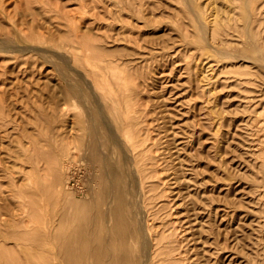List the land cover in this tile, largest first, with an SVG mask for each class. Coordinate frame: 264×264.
I'll use <instances>...</instances> for the list:
<instances>
[{
    "label": "rangeland",
    "instance_id": "obj_1",
    "mask_svg": "<svg viewBox=\"0 0 264 264\" xmlns=\"http://www.w3.org/2000/svg\"><path fill=\"white\" fill-rule=\"evenodd\" d=\"M104 121L153 155L141 185ZM95 127L130 201L126 264H264V0H0V264L120 243L112 174L93 185L76 140Z\"/></svg>",
    "mask_w": 264,
    "mask_h": 264
},
{
    "label": "bare ground",
    "instance_id": "obj_2",
    "mask_svg": "<svg viewBox=\"0 0 264 264\" xmlns=\"http://www.w3.org/2000/svg\"><path fill=\"white\" fill-rule=\"evenodd\" d=\"M97 65H99V64H97ZM106 67L108 68V65H106ZM103 70H105V69H103ZM120 78H123V76L122 77L120 76ZM118 83H119V81H118ZM100 113H101V111H100ZM103 113H104V111H103ZM104 116L101 113V117H104ZM104 120H105V118H104ZM104 122H103V124L106 126L105 127L106 130L105 129L104 130L106 131L107 137H111L113 142L117 146L120 147L121 154H122L121 160L125 163H129V164L131 163L130 164L131 171L133 172V175L136 174L134 177L136 178L138 175H139V177H141V173H142L141 166L144 169V171L148 173V171H150L151 168L154 167V157L152 154L146 153V150L148 152V147L144 146V144H145L144 140H143V138H140L138 131L136 132L134 130L135 134L130 135V136L129 135H120L119 136L118 134H117L118 135L117 136L116 135L117 132L115 133L116 130L114 129L112 124L107 123V124H110V125H107L106 121H104ZM119 132H121V131H119ZM99 136L100 135L98 134L97 128L95 127L93 129L92 133H89V138H87V140L84 141L82 136H77L76 140L79 141L80 144L83 145L82 147H80V145L78 144L79 142H78L77 143L79 145L78 148H81L82 150H84L83 151L84 154L88 156L87 161L90 164V167L92 168L90 175H91V182L93 185H96V184H98V182L101 181L100 168L104 167V164H105L104 168L106 170L105 172H110L112 174V176L108 178L109 179V187L111 190L109 193V196L111 197V199H113L115 201V204L110 210V216L112 218H114V220L116 222H115V225L112 226L111 228H112L113 233L116 236H118L121 241L118 245H116L115 242H110L109 238L107 237L106 241H105V243L101 249H97V248H95V247H97V245H93L92 249L89 250L90 251L89 253H90V256L92 258V261H91L92 264H126V262L128 260V247H127L128 245H127V240H126L127 236H128V231L126 230V223H125L126 222L125 221L126 213L124 210V206L129 204L130 201L125 197L124 188L122 187V183H121L122 180H121L119 173L117 172L115 165L113 163H111L110 161H108L107 157L105 155H103V153L101 152L102 151V149H101L102 144H101V141L99 140ZM122 141L127 144L126 146H128V149L130 148V150H128V151L132 150L129 153H132L133 151L135 152V153L133 152V158L131 156V158L133 160L130 159V157L128 155L129 153H127L128 151L126 152L124 150L125 147H124V149L122 148V146H123ZM77 146L75 147L76 150L74 151V155H76L79 152V150L77 151ZM138 147H141V148L138 149ZM77 156L79 157V155H77ZM138 157H140V159H141L140 161L137 160ZM136 180H137V178H136ZM138 182H139V185H141L140 178H139ZM140 188L141 187H139L138 195H140V193H139ZM141 191H142V188H141ZM138 197L139 196H136L135 198H138ZM139 198L136 199V202H137V200H139ZM141 199H143V198L141 197ZM140 201L141 200H139V202ZM143 201H141V202H143ZM100 204L101 203L98 201V199H96V196L94 195L91 199L90 204H89L90 208H91L90 225H93V226H90V228H87V229L85 228V230H87V234H90V236H92V233H96V229H97L96 225L94 226L93 223H97L98 219H102L103 217L107 216L105 214V212L101 209ZM139 205H142V204H139ZM142 210H144V208ZM142 210L139 209V212L137 215L138 220H139V224L136 227V232L137 233L141 232V234H142L141 235V237H142L141 249H142V253H143V257H144V262H147L149 259L152 258V253H154V250H153L154 243L151 241L152 239H151L150 232L148 229L149 227L147 225L148 222H147V224L145 222L144 215L146 216V214L143 215V213H145V210L143 213H142Z\"/></svg>",
    "mask_w": 264,
    "mask_h": 264
}]
</instances>
